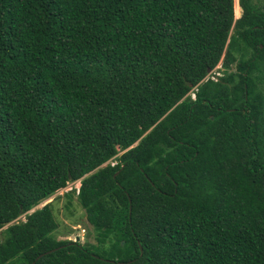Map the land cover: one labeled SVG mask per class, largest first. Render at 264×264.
<instances>
[{
	"label": "trees",
	"instance_id": "trees-1",
	"mask_svg": "<svg viewBox=\"0 0 264 264\" xmlns=\"http://www.w3.org/2000/svg\"><path fill=\"white\" fill-rule=\"evenodd\" d=\"M0 264H264V0H0Z\"/></svg>",
	"mask_w": 264,
	"mask_h": 264
},
{
	"label": "rangeland",
	"instance_id": "rangeland-1",
	"mask_svg": "<svg viewBox=\"0 0 264 264\" xmlns=\"http://www.w3.org/2000/svg\"><path fill=\"white\" fill-rule=\"evenodd\" d=\"M255 2H260L262 0H254ZM236 8V6H235ZM241 8L236 9V16L241 15ZM262 65V64H261ZM221 62L212 70V75L221 74L218 71L220 68ZM115 163V159L111 161ZM79 180L70 181L65 187L58 189L54 194L50 197L44 199L40 202L36 207H41L44 204L52 201L54 213L56 214V218L59 220V227L55 230V234L60 239H72V240H80V242L86 243H96V238L94 235V231L92 230L91 223L87 220L86 213L83 207L73 200V203L70 207H66L67 197L65 193L70 190L72 187L77 188L80 186ZM36 207L32 208L30 211L34 210ZM29 211V212H30ZM20 219H25V215L22 214Z\"/></svg>",
	"mask_w": 264,
	"mask_h": 264
},
{
	"label": "clouds",
	"instance_id": "clouds-1",
	"mask_svg": "<svg viewBox=\"0 0 264 264\" xmlns=\"http://www.w3.org/2000/svg\"><path fill=\"white\" fill-rule=\"evenodd\" d=\"M73 181H74V180H73ZM68 183H69V182H68ZM79 184H81V180H79ZM79 187H80V186H78V191H79ZM72 188H73V187H72ZM76 191H77V188H76ZM78 191H77V192H78Z\"/></svg>",
	"mask_w": 264,
	"mask_h": 264
},
{
	"label": "built area",
	"instance_id": "built-area-1",
	"mask_svg": "<svg viewBox=\"0 0 264 264\" xmlns=\"http://www.w3.org/2000/svg\"><path fill=\"white\" fill-rule=\"evenodd\" d=\"M77 191H78V187H77Z\"/></svg>",
	"mask_w": 264,
	"mask_h": 264
},
{
	"label": "water",
	"instance_id": "water-1",
	"mask_svg": "<svg viewBox=\"0 0 264 264\" xmlns=\"http://www.w3.org/2000/svg\"><path fill=\"white\" fill-rule=\"evenodd\" d=\"M40 255H42V254H40Z\"/></svg>",
	"mask_w": 264,
	"mask_h": 264
}]
</instances>
